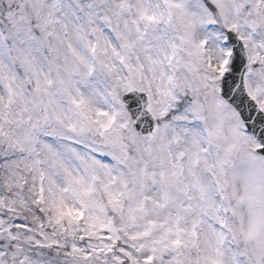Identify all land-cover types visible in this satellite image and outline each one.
<instances>
[{
  "label": "snow or ice",
  "instance_id": "obj_1",
  "mask_svg": "<svg viewBox=\"0 0 264 264\" xmlns=\"http://www.w3.org/2000/svg\"><path fill=\"white\" fill-rule=\"evenodd\" d=\"M0 264H264V0H0Z\"/></svg>",
  "mask_w": 264,
  "mask_h": 264
}]
</instances>
